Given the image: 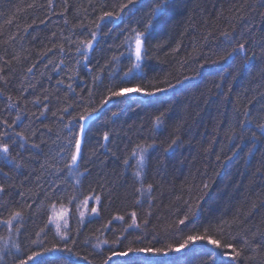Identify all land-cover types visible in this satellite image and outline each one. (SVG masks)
Returning a JSON list of instances; mask_svg holds the SVG:
<instances>
[{"label": "trees", "instance_id": "trees-1", "mask_svg": "<svg viewBox=\"0 0 264 264\" xmlns=\"http://www.w3.org/2000/svg\"><path fill=\"white\" fill-rule=\"evenodd\" d=\"M126 2L0 0V77L7 80V84L0 80L4 89L0 120L11 123L19 115L21 119L6 131H23L31 137L27 149L10 146L14 156L21 153L16 159L23 166L15 172L4 167L10 184L0 179L6 188L0 202L7 209H0V219L7 218L11 210L20 209L24 215L19 235L0 225V264H13L14 256H23L34 247L31 240L48 218L34 201L43 200L53 184L64 191L59 201H53L56 206L50 214L60 217L67 212L70 217L69 237L75 240L71 264H103L111 256L110 249L129 245L176 247L188 235L211 236L222 245L227 242L240 248L245 232L249 239L254 234L259 239L264 232V145H253L250 136L237 139L229 132L245 112L257 119L264 112V0H168L166 14L158 17L151 16L155 0H135L119 13V5ZM104 11L119 13L121 19L101 21ZM149 24L144 45L147 55L141 62L144 79L133 78L139 69L123 77L136 63L133 29L143 32ZM93 31L97 38L84 62L77 52L82 47L78 42L90 39ZM225 31L245 43L248 56L255 53V57L244 62L239 54L234 60L222 61L213 55L226 47L221 35ZM206 57L208 62L203 63ZM29 67H33L31 73ZM112 68L118 71L110 75ZM165 81L176 87L158 97L170 103L133 94L112 97L103 104L109 88L140 84L151 91L153 86L166 87ZM68 83L75 91L67 88ZM8 95L13 97L11 102ZM44 104L48 111L40 116ZM65 107L68 112L62 111ZM85 108L96 111L83 137L78 165L83 175L76 176L64 165L70 158L69 139L74 142ZM160 110L166 114L157 126L155 117ZM73 117L69 132L64 125ZM4 130L0 125V131ZM105 133L108 141L103 139ZM173 140L176 143L170 148ZM33 142L40 147L32 149ZM141 152L143 184L145 189L148 184L153 186L151 194L137 191L141 184L134 173ZM21 192L23 198L18 195ZM73 196L77 200L69 204ZM88 196L100 197L98 204L95 200L89 203V208L98 207L99 215L86 214L83 223H78L76 203ZM189 205L199 216L196 231L190 226L191 217L185 225L177 223ZM132 212L139 227L128 228ZM116 215L124 220H113ZM219 220L231 227L223 235L205 233L209 223ZM51 227L43 246L63 243ZM118 236L122 239L114 244ZM97 238L107 239L108 244L96 249ZM14 244L20 246L19 252ZM204 245L214 248L206 239L189 242L181 252H170L169 258H179L177 264H207V253L200 247ZM222 250L230 251L215 249L217 253ZM122 259L113 256L109 264H121ZM233 264H264V247L255 252L244 248Z\"/></svg>", "mask_w": 264, "mask_h": 264}, {"label": "snow or ice", "instance_id": "snow-or-ice-1", "mask_svg": "<svg viewBox=\"0 0 264 264\" xmlns=\"http://www.w3.org/2000/svg\"><path fill=\"white\" fill-rule=\"evenodd\" d=\"M49 3L51 4V0H49ZM135 0H127L126 3H123L119 5V13H123L125 9H128L130 5H134ZM29 7H32V5H29ZM169 7L168 0H155V7L151 10V16L152 17H158L162 14H166L167 9ZM119 13H114L113 11H104L100 16L99 20L103 21L105 18L114 19V20H120L121 16ZM11 23V20L8 21ZM95 27L98 29L100 25L97 23ZM151 27V25H147L145 27V31L138 32L135 29H133L134 32V55H135V61L136 63L130 68L127 72L123 73V77H129L133 69H139L140 74L133 77L134 79H140L143 80V74H142V68H141V62L146 57L147 53L144 49L145 40H146V34L147 29ZM211 35V33H209ZM223 37V41L227 42L226 47L221 49L219 52H214L213 55L218 56V58L222 61H228V60H234L237 55L243 54L242 60L244 62H247L255 57V53L251 57L248 56L247 50L245 47V43H240L235 40V37L225 31L221 33ZM96 32L93 31L91 33V38L87 40H79L78 44L82 47L77 48V52L79 53L81 59L84 62H88V52L93 49L94 47V41H96ZM208 37H205V40H207ZM231 48V51H228L227 49ZM61 52L64 51L63 47L60 49ZM208 58L206 57L203 61V63H207ZM60 63H63V60L60 61ZM203 63H201V67L203 66ZM34 67V66H33ZM33 67H29L27 69V72L31 73L33 71ZM118 71L116 68H112L109 70V74L111 75L113 72ZM72 78L69 77V80ZM99 79V77H97ZM185 79H189V77H185ZM0 80L3 81L4 84H7V80H5L3 77H0ZM62 82V81H60ZM127 82V81H122ZM166 87H157L153 86V90L149 91L144 87H141L140 84H133L131 86L127 87H118L116 90H113L112 88L108 89L109 95L107 98L103 100V104H107L109 100H111L112 97H129L133 94H139L142 97H158L159 93H166L169 89L175 88L176 85L172 84L170 82L165 81ZM177 83H180L178 80ZM67 88L71 91H75L72 88V84L68 83ZM24 89H21V94L23 95ZM4 93V89L0 87V95ZM91 94V93H89ZM159 98V97H158ZM45 100L48 99L47 96L44 97ZM161 103H170V101H166L163 98H159ZM7 100L11 102L13 100V97L11 95H8ZM9 106L15 107L14 104H10ZM48 111V106L44 104L42 106V111L40 112V116H44V114ZM63 112H68V108L65 107L62 109ZM96 111V109H92V111H88L87 108H85V115H79L78 119V134L76 135L74 142L70 138L69 144L71 145V148L69 149L70 158L65 163V167L69 170V173L72 175L80 176L83 175V173L79 170V162L82 159V144H83V137L85 134V124L84 121H87L92 118L93 113ZM57 113H53L55 116ZM166 114V110H160L159 114L155 117V123L157 126H159L162 123L163 117ZM113 116H116L117 113L113 112ZM39 118V117H37ZM21 117L19 115L16 116L15 121L20 120ZM61 120L64 119L63 116L60 117ZM76 119L73 117L72 119H69L67 124L64 126L69 129V132L72 131L71 125L73 123V120ZM15 121H12L9 123L7 119L0 120V125L4 127V131H0V179L11 183V176L9 172L4 171V167H9L10 172H15L16 169L21 168L23 165L16 159L17 156L21 155L20 152H17L14 156L12 152L10 151V146L12 145H18L20 149H27L29 145V141L31 140V137L27 135L23 131H15L14 133H9L6 131L8 128H13L15 125ZM264 112L261 113L259 119L257 117H254L248 112L244 113V116L242 119H238L237 123L234 127L229 128V132L236 136L237 139H239L241 136L248 135L251 138V142L253 145H255L257 142L264 145ZM236 128H239V133L237 134ZM104 141L109 140V136L107 133L104 134L103 137ZM176 143L175 140L172 141V144L169 145L171 148L172 145ZM40 147L39 144L31 143L32 149H38ZM139 147V146H138ZM258 150V149H257ZM133 157H136L138 153L133 150L132 153ZM144 162V155L143 152L139 154V162L137 171L134 173L136 178L141 184V187L137 189L138 192H144L145 190L151 194L153 186L151 184H148L146 186V189L143 184V177L141 175L140 169L143 167ZM125 164H127V160L125 161ZM43 167V165H42ZM77 183H79V180H77ZM203 188L207 189L208 184L204 183ZM57 189H60V186L57 184H53L50 186V190H46L44 194V199L34 203H37V208L44 211V214L48 216L46 223L43 227L40 228L39 231L35 233V239L31 240L32 245L34 247L30 248L29 251L23 255V256H14L13 257V264H71L70 255H74L72 244L75 243L74 239H70L69 237V219L70 217L67 215V212H64L60 215V217H54L50 214L51 210L55 209V203L53 201H59L61 199L60 192H63V189H60L57 191ZM6 191L4 183H0V193H4ZM21 198H23V193H18ZM77 200L75 196H73L69 200V204L72 203V201ZM91 200H95L98 204L100 201L99 196H88L85 197L82 201H77L75 206V211L78 215V223H83L86 214L91 216H98L99 215V209L96 206H92L89 208V203ZM187 203V202H186ZM48 205H50V209L48 208ZM23 207V206H22ZM192 205H189V210L183 215V218L178 219V225H185V222L189 220V218H192V224L190 225L193 229V231L197 230L198 220L199 216L197 212H194L192 210ZM27 208L31 209L32 204H27ZM0 209H6V205H4L3 202H0ZM2 214V213H0ZM136 213H131V224L128 225V228L132 227H139V225L136 223ZM113 220L117 221H123L124 217L120 215H116L113 217ZM111 223V222H109ZM145 224L148 223L147 220L144 221ZM0 225L4 226L6 230L9 233H12L15 231L17 235L21 234V230L24 227V215L23 211L20 209L17 210H11L7 216V218L0 219ZM52 225H54L55 229V235L60 237V240L63 241L62 244H53L51 247L43 246L44 240L46 239L49 232H51ZM200 227H203V225H199ZM231 225L225 221V220H219L215 224L209 223L207 227L204 228L205 233L209 231L217 232L220 235H223L225 233V230L230 228ZM126 231V229H125ZM259 239H256V235L254 234L251 239L247 238V233L245 232V238L242 241V246L240 248H237L235 244L233 243H224L221 244L219 239H213L211 236H201V235H188L187 238L180 243L178 246L173 247L172 245H168L167 249L165 248H151V247H134V246H127L124 249H119L117 247L116 250H111V256L104 260L103 264H109V260L112 259L113 256H118L123 258L121 261V264H177V261L179 258H169L170 252H181L182 249L186 248L189 245V242H195L199 240H207V244L213 245L214 248H207L206 245L200 246L203 251L207 253L206 260L207 264H233L234 261H238V258L241 256V252L244 248H250L253 252H255L257 249H260L264 247V232L259 233ZM122 237H117L116 240L113 241L114 244H119ZM108 240H100L97 238V243L94 245L96 249H100L101 245H107ZM16 248V251L19 252L20 246L18 244L13 245ZM215 249H229L230 251H220L217 253ZM195 250V249H193ZM60 255H57V254ZM64 253H67L69 255H64ZM163 257L161 259L160 257ZM227 257V259H225Z\"/></svg>", "mask_w": 264, "mask_h": 264}, {"label": "water", "instance_id": "water-1", "mask_svg": "<svg viewBox=\"0 0 264 264\" xmlns=\"http://www.w3.org/2000/svg\"><path fill=\"white\" fill-rule=\"evenodd\" d=\"M94 116L95 115H93L91 119L83 122L85 124V130H86L87 124L94 118Z\"/></svg>", "mask_w": 264, "mask_h": 264}]
</instances>
